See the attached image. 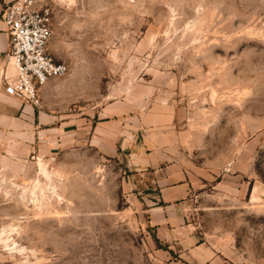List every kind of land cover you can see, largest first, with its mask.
Listing matches in <instances>:
<instances>
[{"label": "rangeland", "instance_id": "obj_1", "mask_svg": "<svg viewBox=\"0 0 264 264\" xmlns=\"http://www.w3.org/2000/svg\"><path fill=\"white\" fill-rule=\"evenodd\" d=\"M40 1L69 71L0 139V264H264V0Z\"/></svg>", "mask_w": 264, "mask_h": 264}, {"label": "built area", "instance_id": "obj_2", "mask_svg": "<svg viewBox=\"0 0 264 264\" xmlns=\"http://www.w3.org/2000/svg\"><path fill=\"white\" fill-rule=\"evenodd\" d=\"M2 18L10 36L6 60L13 70L12 74L7 69L4 72V87L26 103L43 108L42 89L69 71L68 65L49 51L53 11L40 0H15L6 6Z\"/></svg>", "mask_w": 264, "mask_h": 264}, {"label": "crops", "instance_id": "obj_3", "mask_svg": "<svg viewBox=\"0 0 264 264\" xmlns=\"http://www.w3.org/2000/svg\"><path fill=\"white\" fill-rule=\"evenodd\" d=\"M14 1L0 0V139L8 140V145L11 146L10 151H17L20 148L29 146L32 139L37 136V132L43 129L42 126H37L36 112L39 111V108L26 103L21 97L8 95L4 87V72L7 69V73L12 74L13 70L11 63L5 59V55L10 47V36L8 27L2 18V13L6 6ZM46 86L42 89V92ZM114 104L116 103L105 104L97 110H92L94 114H98L99 121L93 126V131L88 137L91 139L92 144L102 148V152H111L112 154L117 153L119 150L118 143L124 137L123 134L125 133L123 113L114 110L118 106ZM60 121L63 123L64 120L60 119ZM86 123H88V120H86ZM80 124H83L81 120L78 121V125ZM62 126L65 125L63 124ZM80 131L78 130V132ZM78 132L76 133L78 134ZM77 134L75 138H80L81 136ZM38 137H40V133ZM160 182L164 186L162 189L164 198L168 202L173 201L174 197L172 196L171 190L176 188L174 184L167 183L164 181V178ZM183 188L185 189V185Z\"/></svg>", "mask_w": 264, "mask_h": 264}, {"label": "bare ground", "instance_id": "obj_4", "mask_svg": "<svg viewBox=\"0 0 264 264\" xmlns=\"http://www.w3.org/2000/svg\"><path fill=\"white\" fill-rule=\"evenodd\" d=\"M40 165H41V167H42V171H43V173H44L45 175L49 176V173H48L46 167H45L42 163H40ZM53 192H54V191H53ZM2 232H3V231L0 230V238H1L2 234H3Z\"/></svg>", "mask_w": 264, "mask_h": 264}, {"label": "water", "instance_id": "obj_5", "mask_svg": "<svg viewBox=\"0 0 264 264\" xmlns=\"http://www.w3.org/2000/svg\"><path fill=\"white\" fill-rule=\"evenodd\" d=\"M7 53H8V52H7ZM7 53H6V55H5V59L7 58ZM5 91H6V93H7L8 95L14 96V95L8 93V91H7L6 89H5Z\"/></svg>", "mask_w": 264, "mask_h": 264}]
</instances>
